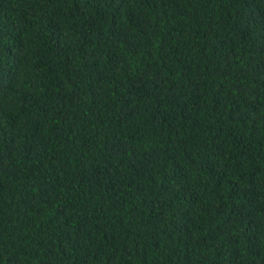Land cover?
<instances>
[{
	"label": "trees",
	"instance_id": "obj_1",
	"mask_svg": "<svg viewBox=\"0 0 264 264\" xmlns=\"http://www.w3.org/2000/svg\"><path fill=\"white\" fill-rule=\"evenodd\" d=\"M0 264H264V0H0Z\"/></svg>",
	"mask_w": 264,
	"mask_h": 264
}]
</instances>
